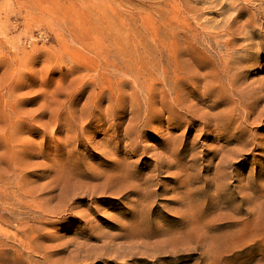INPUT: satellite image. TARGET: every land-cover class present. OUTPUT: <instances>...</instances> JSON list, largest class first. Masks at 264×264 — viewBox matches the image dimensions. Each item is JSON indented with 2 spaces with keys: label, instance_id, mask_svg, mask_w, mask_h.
<instances>
[{
  "label": "rangeland",
  "instance_id": "374dc122",
  "mask_svg": "<svg viewBox=\"0 0 264 264\" xmlns=\"http://www.w3.org/2000/svg\"><path fill=\"white\" fill-rule=\"evenodd\" d=\"M0 264H264V0H0Z\"/></svg>",
  "mask_w": 264,
  "mask_h": 264
},
{
  "label": "bare ground",
  "instance_id": "6f19581e",
  "mask_svg": "<svg viewBox=\"0 0 264 264\" xmlns=\"http://www.w3.org/2000/svg\"><path fill=\"white\" fill-rule=\"evenodd\" d=\"M122 230V229H121Z\"/></svg>",
  "mask_w": 264,
  "mask_h": 264
}]
</instances>
